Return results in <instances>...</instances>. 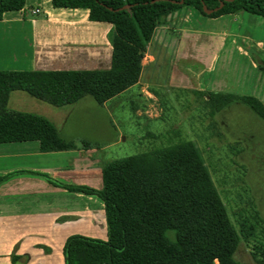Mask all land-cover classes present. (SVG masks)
Instances as JSON below:
<instances>
[{
    "label": "crops",
    "instance_id": "1",
    "mask_svg": "<svg viewBox=\"0 0 264 264\" xmlns=\"http://www.w3.org/2000/svg\"><path fill=\"white\" fill-rule=\"evenodd\" d=\"M25 5L28 12L24 6L4 13L0 19V70L110 68L112 46L107 37L110 23L89 20L86 9L54 8L51 0H26ZM35 8L39 13H32ZM149 44L161 48L174 62L171 83L182 79L190 86L193 80L197 90L203 89L204 82L208 92L245 95L246 87L237 81L245 83L253 74L259 83L252 86L250 95L264 103V69L251 57L253 51L264 62L262 16L240 10L207 17L194 7L184 6L163 16ZM148 56L149 61L155 58ZM12 98L17 102L15 107L11 106ZM74 104L55 107L23 90L12 91L8 101L10 108L46 116L57 128ZM82 151L89 154L88 149ZM60 152H41L35 140L0 143V160L23 161L15 166L0 165V176L21 171L0 182V192L4 189L6 193L0 194V234L7 235L2 237L3 245L0 244V264H64L62 248L66 238L82 233L81 220L92 219L91 226H95V207L103 204L97 201L98 196L56 186L28 172L45 173L66 184L102 187L100 165L81 166L72 176L67 169L75 166L63 165L67 155ZM16 181L20 186L12 192ZM95 182H101V186H95ZM37 185L42 189H31Z\"/></svg>",
    "mask_w": 264,
    "mask_h": 264
},
{
    "label": "trees",
    "instance_id": "2",
    "mask_svg": "<svg viewBox=\"0 0 264 264\" xmlns=\"http://www.w3.org/2000/svg\"><path fill=\"white\" fill-rule=\"evenodd\" d=\"M51 0L54 8H82L89 11L91 21L108 22V40L112 46L111 66L97 70H0V143L38 141L41 152L76 148L61 138L57 126L44 115L21 111L8 106L14 90H23L52 106L76 103L85 95L99 104L124 92L140 78L142 58L163 16L184 6L196 8L202 15L218 17L247 11L264 18V0H226L217 11L220 0ZM26 0H0V19L9 11L21 10ZM255 64L264 69V62L251 53ZM218 108L240 102L264 118V103L252 95L207 92ZM200 161L196 146L186 142L163 148L153 154H138L112 160L102 167V187L59 182L45 173L56 186L98 196L104 204L107 239L71 234L63 245L64 264H179L183 258H197L210 252H230L238 237L224 233L199 238H184L183 228L196 225H223L225 209L215 204L190 209L159 208L163 200L179 198L190 192L211 188L208 178L194 180H148L146 169L175 161ZM14 171L0 176V182ZM198 198V197H197ZM203 198V197H200ZM14 258V257H11Z\"/></svg>",
    "mask_w": 264,
    "mask_h": 264
},
{
    "label": "rangeland",
    "instance_id": "3",
    "mask_svg": "<svg viewBox=\"0 0 264 264\" xmlns=\"http://www.w3.org/2000/svg\"><path fill=\"white\" fill-rule=\"evenodd\" d=\"M25 9L28 12L26 5ZM147 46L140 78L132 89L102 104L85 95L72 106L65 121L58 123L61 138L76 145L75 149L60 152L67 155L63 165L75 166L67 169L73 176L81 166L92 164L102 168L112 160L153 154L191 142L199 151L200 161L161 164L146 169L144 176L155 181L208 178L211 188L183 194L180 199L163 200L159 208L190 209L217 203L225 209L226 222L183 228V237L192 239L228 232L235 233L238 242L233 251L210 252L199 259L183 258L179 264H264V118L240 102L217 109L218 104L212 103L206 94L204 82L202 90L195 88L193 80L190 86L182 79L171 83L174 62L158 46ZM148 55H154V60L149 61ZM237 83L246 87L245 95H250L252 86L259 80L256 82L252 74L245 83ZM15 102L12 98V107L16 106ZM82 149H88L89 154ZM20 162L23 161L19 158H6L0 160V165L15 166ZM80 177L86 179L84 175ZM94 179L97 181V176ZM18 182L10 191L19 188ZM93 184L101 186V182ZM31 189L40 190L42 186ZM0 194L5 196L4 189ZM97 201L102 203L99 197ZM95 208V226H91L92 219L86 218L81 220L84 226L79 230L106 240L103 204ZM6 236L0 234L1 245L2 237Z\"/></svg>",
    "mask_w": 264,
    "mask_h": 264
},
{
    "label": "water",
    "instance_id": "4",
    "mask_svg": "<svg viewBox=\"0 0 264 264\" xmlns=\"http://www.w3.org/2000/svg\"><path fill=\"white\" fill-rule=\"evenodd\" d=\"M224 1H226V0H220L219 5L213 9H211V10H209L206 6H203V10L205 12H208V13L213 12V11H217L218 9H220L223 6ZM182 2H183V0L179 1V3H182Z\"/></svg>",
    "mask_w": 264,
    "mask_h": 264
},
{
    "label": "built area",
    "instance_id": "5",
    "mask_svg": "<svg viewBox=\"0 0 264 264\" xmlns=\"http://www.w3.org/2000/svg\"><path fill=\"white\" fill-rule=\"evenodd\" d=\"M32 13H33V14H37V13H39V9H38V8L33 9V10H32Z\"/></svg>",
    "mask_w": 264,
    "mask_h": 264
}]
</instances>
